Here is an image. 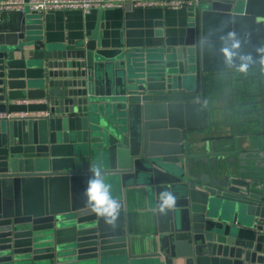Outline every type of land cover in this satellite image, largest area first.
<instances>
[{
  "label": "water",
  "instance_id": "water-1",
  "mask_svg": "<svg viewBox=\"0 0 264 264\" xmlns=\"http://www.w3.org/2000/svg\"><path fill=\"white\" fill-rule=\"evenodd\" d=\"M190 11L183 44L110 66L97 32L48 45L35 16L0 18V114L49 113L0 119V264H264V0H198ZM230 34L234 61L216 62ZM216 103L228 104V131L201 137L217 134ZM93 164L120 202L114 226L84 207ZM165 190L177 204L162 215ZM129 199L146 200L152 235L132 236Z\"/></svg>",
  "mask_w": 264,
  "mask_h": 264
},
{
  "label": "crops",
  "instance_id": "crops-1",
  "mask_svg": "<svg viewBox=\"0 0 264 264\" xmlns=\"http://www.w3.org/2000/svg\"><path fill=\"white\" fill-rule=\"evenodd\" d=\"M25 15L35 16L38 19L41 28L38 31V36L48 45L63 47L90 42L93 33L97 32V37L94 40L97 45L96 54L102 57L105 64L109 66L111 62H116V59H120L128 52L156 50L183 44L188 34L187 29L193 22L190 17L191 11L186 8L171 10L136 8L128 5L123 8L103 11L93 9L89 13H83L79 10L34 13L26 9ZM20 16V13H3L0 11V18H3L4 27L6 24L17 22L21 18ZM217 51L219 52V50ZM241 57H250L251 61H254L251 53L243 54L238 55V64L242 63ZM222 60L225 62L223 58H216V62H223ZM106 71L109 73L113 69ZM215 105L220 109L213 114L211 130L217 134L211 136L205 132L200 134L201 137L217 138L228 131L227 127L222 124L224 108L228 107V104L216 103ZM238 132L241 133L242 131L239 130ZM230 144H233V140L230 141ZM242 149L241 151H243ZM235 158L236 163L239 164V157L235 156ZM80 194L81 190H76L73 197H78ZM129 208L132 236L138 234L152 235L155 232V222L153 219L149 221L147 218L149 214L153 213L149 212L146 200L141 206L136 207L129 199Z\"/></svg>",
  "mask_w": 264,
  "mask_h": 264
},
{
  "label": "built area",
  "instance_id": "built-area-1",
  "mask_svg": "<svg viewBox=\"0 0 264 264\" xmlns=\"http://www.w3.org/2000/svg\"><path fill=\"white\" fill-rule=\"evenodd\" d=\"M127 3L136 8L188 9L194 8L198 0H1L0 11L23 13L26 9L34 13L48 11L79 10L89 13L93 9L100 11L123 8ZM49 117L48 112H14L0 114L5 120H38Z\"/></svg>",
  "mask_w": 264,
  "mask_h": 264
},
{
  "label": "clouds",
  "instance_id": "clouds-1",
  "mask_svg": "<svg viewBox=\"0 0 264 264\" xmlns=\"http://www.w3.org/2000/svg\"><path fill=\"white\" fill-rule=\"evenodd\" d=\"M232 41L231 47L222 49L225 57V63L231 65L234 61L236 52L240 48L239 41L234 34H230ZM239 71L247 73L248 65L251 63L250 57H241ZM90 175L85 181V187L82 193L84 207L89 213L102 219L106 225L114 226L121 212L120 202L112 194V185L107 182L103 168L99 165H91ZM177 204L175 194L170 190L161 191L159 194L158 211L162 215H167L174 210Z\"/></svg>",
  "mask_w": 264,
  "mask_h": 264
}]
</instances>
